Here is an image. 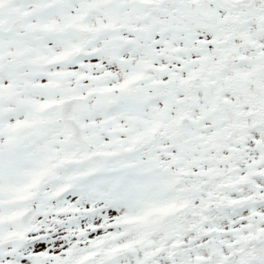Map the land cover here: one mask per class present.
Here are the masks:
<instances>
[{
    "label": "snow or ice",
    "instance_id": "obj_1",
    "mask_svg": "<svg viewBox=\"0 0 264 264\" xmlns=\"http://www.w3.org/2000/svg\"><path fill=\"white\" fill-rule=\"evenodd\" d=\"M0 264H264V0H0Z\"/></svg>",
    "mask_w": 264,
    "mask_h": 264
}]
</instances>
